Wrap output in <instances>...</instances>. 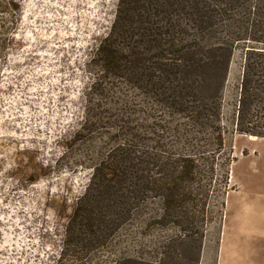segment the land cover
Masks as SVG:
<instances>
[{"label": "trees", "instance_id": "obj_1", "mask_svg": "<svg viewBox=\"0 0 264 264\" xmlns=\"http://www.w3.org/2000/svg\"><path fill=\"white\" fill-rule=\"evenodd\" d=\"M89 66L82 120L62 147L92 175L64 248H101L103 264L199 249L203 226L224 218L232 136L264 137V0H118ZM153 224H171L166 237Z\"/></svg>", "mask_w": 264, "mask_h": 264}, {"label": "rangeland", "instance_id": "obj_2", "mask_svg": "<svg viewBox=\"0 0 264 264\" xmlns=\"http://www.w3.org/2000/svg\"><path fill=\"white\" fill-rule=\"evenodd\" d=\"M117 5L0 0V264H57L61 257L62 264H103L107 256L98 247L64 248L66 226L92 169L77 165L62 144L82 120L89 62ZM240 64L237 57L234 77ZM231 144L235 161L223 220L214 213L203 226L199 249L183 246L180 259L153 250L147 263L220 264L222 255L221 264H264V137L237 133ZM170 225L153 224L151 236L166 237Z\"/></svg>", "mask_w": 264, "mask_h": 264}, {"label": "crops", "instance_id": "obj_3", "mask_svg": "<svg viewBox=\"0 0 264 264\" xmlns=\"http://www.w3.org/2000/svg\"><path fill=\"white\" fill-rule=\"evenodd\" d=\"M221 250H222V248H221ZM220 259H221L220 262L222 263V261H223V259H222V255H220ZM221 263H220V264H221ZM259 264H262V262H259Z\"/></svg>", "mask_w": 264, "mask_h": 264}]
</instances>
